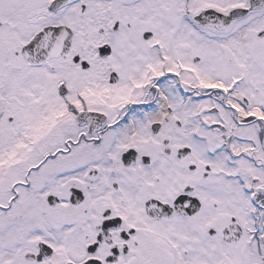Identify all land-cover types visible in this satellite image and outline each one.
I'll use <instances>...</instances> for the list:
<instances>
[{
  "label": "snow or ice",
  "instance_id": "1",
  "mask_svg": "<svg viewBox=\"0 0 264 264\" xmlns=\"http://www.w3.org/2000/svg\"><path fill=\"white\" fill-rule=\"evenodd\" d=\"M0 264H264V0H0Z\"/></svg>",
  "mask_w": 264,
  "mask_h": 264
}]
</instances>
